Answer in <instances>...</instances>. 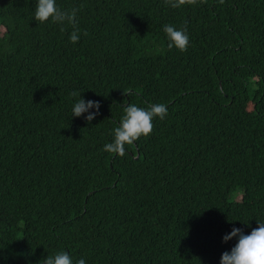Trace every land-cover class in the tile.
<instances>
[{"label": "trees", "instance_id": "trees-1", "mask_svg": "<svg viewBox=\"0 0 264 264\" xmlns=\"http://www.w3.org/2000/svg\"><path fill=\"white\" fill-rule=\"evenodd\" d=\"M36 4L0 0V264H220L264 223V0H56L76 43ZM128 104L168 114L109 154Z\"/></svg>", "mask_w": 264, "mask_h": 264}, {"label": "clouds", "instance_id": "clouds-1", "mask_svg": "<svg viewBox=\"0 0 264 264\" xmlns=\"http://www.w3.org/2000/svg\"><path fill=\"white\" fill-rule=\"evenodd\" d=\"M205 0H163L166 7L179 9L186 6H198ZM220 4L224 0H219ZM79 9L73 7L70 10H62L56 5V0H37L34 11L36 22L43 24L49 20L61 26H71L70 42L76 43L80 38V29L76 19ZM163 31L166 34L169 50L175 48L179 52H185L189 45V37L186 28L177 29L172 25H164ZM87 35V33H84ZM71 97H79L72 107L71 117H81L82 114L95 109L85 117L86 122L90 123L99 114V103L87 101L81 98V93L73 91ZM167 107L164 104H152L147 109L128 104L124 107V115L119 122V126L114 129V138L111 143L104 146V151L123 157L126 154V145H133L139 138L150 136L153 129V119L163 120L167 116ZM238 237V241L230 252L222 254L220 264H264V223H259L250 234L244 235L240 229L233 228L231 233L223 237V242ZM44 264H73V260L66 252H59L54 256H47ZM76 264H85L83 258L76 261Z\"/></svg>", "mask_w": 264, "mask_h": 264}]
</instances>
